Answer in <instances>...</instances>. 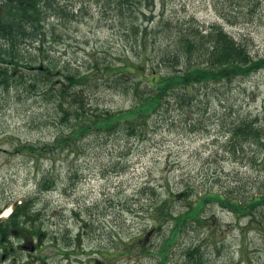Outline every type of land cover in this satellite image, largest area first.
<instances>
[{
  "label": "rangeland",
  "instance_id": "1",
  "mask_svg": "<svg viewBox=\"0 0 264 264\" xmlns=\"http://www.w3.org/2000/svg\"><path fill=\"white\" fill-rule=\"evenodd\" d=\"M156 2V14L166 8L176 18L222 24L254 59L264 58V0ZM60 7L57 14L46 11L38 31L45 37L22 42L27 74L0 84V220L31 200L29 214L40 227L34 235L37 248H24L0 264H192L194 250L205 264H264V200L257 203L264 196V149L260 160L248 163L231 151L227 129L252 118L264 132V68L204 86L192 101L186 95L181 102L164 99V107L149 114L146 133L92 131L75 139L56 106H69V100L47 96L66 79L56 68L48 79L44 66L74 73L96 56L121 65L138 61L141 48L128 28V13L119 15L100 0L61 1ZM144 21L135 18L149 27ZM148 40L151 51L154 39L148 35ZM138 75L124 73L129 91ZM144 76L141 90L150 89ZM31 77L42 78L40 86ZM110 84L119 90L114 80ZM83 85L78 84L86 87L91 112L130 109L136 103L132 92L122 95L104 80ZM45 177L50 187L41 191ZM205 195L235 200L239 209L209 199L199 210L201 220L189 216L167 244L178 215ZM165 198L173 218L157 206ZM137 235L146 240L141 249L133 244Z\"/></svg>",
  "mask_w": 264,
  "mask_h": 264
},
{
  "label": "trees",
  "instance_id": "2",
  "mask_svg": "<svg viewBox=\"0 0 264 264\" xmlns=\"http://www.w3.org/2000/svg\"><path fill=\"white\" fill-rule=\"evenodd\" d=\"M61 1L69 0H0V37L3 41L0 43V84H9L10 79L16 74L22 77L27 74L22 68L23 65H27L26 67L29 65L28 60H24L25 54L21 50L22 42L27 40V44L30 39L45 37L46 33H38L43 27L42 20L49 16L46 11L52 10L57 14L61 9ZM100 1L115 9L119 15L129 14L131 19L128 28L131 29L132 37L135 38V43L140 44L141 49L137 52L138 61L123 60L124 66L117 63L114 65L109 61L104 62L97 56L89 60L85 69L74 68V73L65 74L50 64L44 66L42 71L48 79H51L50 72L53 73L55 68V73L60 72L66 79V82L62 81L54 93L47 96L53 99L64 97L69 100V106L61 102L56 106L61 113L62 121L72 126L70 136L75 139L92 131L111 133L119 130L133 136L146 133L149 125L148 117L152 111L157 112L164 107V99L181 102L186 95L192 101L195 94H201L204 86L218 84L224 79L232 82L238 77L247 76L252 71L264 68V58L254 59L248 47L228 33L220 23L207 25L194 16L188 19L176 18L168 14L165 7V13L156 14V0ZM157 17L160 19L156 20ZM135 18L148 20L149 27H142L141 23L135 22ZM148 35L154 39L151 51ZM128 36L131 35L127 33ZM37 70L40 73L39 69ZM125 72L139 74L140 81L132 85L133 92L129 91L128 84L131 83L125 78ZM146 73L148 76L146 83L150 89L141 90L139 84ZM30 79L35 81L36 86H40L39 83L42 82V78L38 82L35 77ZM102 80L111 89H117L110 84L114 80L119 87L117 92H121L122 95L132 92L131 96L136 101L134 106L130 109L91 112L87 102L86 87L80 88V86L92 81L98 85ZM258 123V119L247 118L232 122L227 128L232 136L228 140V144L232 145L231 151L236 156L237 153L242 155L248 163L260 160L264 149V132ZM61 140L66 141V139ZM25 148L39 151V146ZM49 183L51 180L48 177L43 178L40 181V190L49 189ZM214 198L220 200L225 206L239 209L240 203L235 200L220 195L201 196L195 205L190 206L187 213L178 215L177 224L173 227V235L166 240L167 244L174 242L176 235L180 232V226L189 220L187 219L189 216H198L199 210L206 206L209 199ZM262 199L264 200V196L258 198L257 203L262 202ZM31 204H33L31 200H25L16 206L5 224L0 222V247L8 250V238L12 233H20L26 237L34 233L40 234V227L35 225L37 219L29 214ZM159 204L163 206L162 210L169 218L174 217L170 211L168 199H160L157 206ZM255 204L249 203L250 206ZM197 219V221L201 220L199 216ZM145 241L142 240L141 235H137L133 239V244L141 249ZM161 253L165 258L167 257L166 245ZM194 254L195 250L189 254V257L194 258L191 259L192 264H205L203 259ZM160 262V264H166L165 260Z\"/></svg>",
  "mask_w": 264,
  "mask_h": 264
},
{
  "label": "bare ground",
  "instance_id": "3",
  "mask_svg": "<svg viewBox=\"0 0 264 264\" xmlns=\"http://www.w3.org/2000/svg\"><path fill=\"white\" fill-rule=\"evenodd\" d=\"M9 213H10V211H8V212L6 213V216H8V215H9Z\"/></svg>",
  "mask_w": 264,
  "mask_h": 264
}]
</instances>
